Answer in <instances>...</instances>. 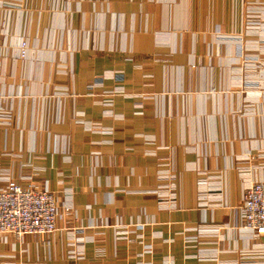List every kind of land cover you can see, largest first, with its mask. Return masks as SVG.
I'll return each mask as SVG.
<instances>
[{
  "label": "crops",
  "instance_id": "crops-1",
  "mask_svg": "<svg viewBox=\"0 0 264 264\" xmlns=\"http://www.w3.org/2000/svg\"><path fill=\"white\" fill-rule=\"evenodd\" d=\"M261 57L264 0L1 3L0 99L12 117L0 124V165L47 184L59 205L70 189L74 210L52 232L0 240V264H216L185 255L194 227L196 248L264 264L237 212L243 175L264 180ZM120 85L133 95L112 93ZM170 181L177 206L159 208L155 191ZM116 221L128 237L116 238ZM70 233L93 238L82 258L66 255Z\"/></svg>",
  "mask_w": 264,
  "mask_h": 264
},
{
  "label": "built area",
  "instance_id": "built-area-1",
  "mask_svg": "<svg viewBox=\"0 0 264 264\" xmlns=\"http://www.w3.org/2000/svg\"><path fill=\"white\" fill-rule=\"evenodd\" d=\"M18 55L25 56L27 54L26 40H20L18 43ZM264 60V58H263ZM262 57H261V61ZM264 63V61H263ZM256 68L261 69L264 73V65L256 64ZM109 75V74H108ZM115 75L111 72V76ZM94 83L87 84L88 87L93 86ZM112 93H123L133 95L132 92L125 90L123 86H115ZM107 105H111V99L106 100ZM107 113L111 111L107 110ZM12 117L11 108L9 105L2 102L0 99V124L10 125ZM87 128H91V123L88 122ZM98 131L111 132L110 127L100 126ZM198 172H201L198 170ZM159 177L173 179L174 174L167 172H160ZM23 179H30L31 175H22ZM244 177V189L240 203L237 205V212L239 214V227L248 233V237L255 239V245L253 254H261L264 252V180L261 179H249L247 175ZM200 188L198 193V203L207 204L206 197V180L203 177H199L197 180ZM167 188V191L164 189ZM61 194L63 193V202L59 205V197L55 191L48 188L47 184L38 186L36 184L24 185L20 180L11 174V170L8 164L0 165V240L6 241L10 238L14 240H22L25 234L28 233H49L56 229V219L63 213L67 215L74 210L72 202V192L70 189H59ZM155 193L158 196L159 208H173L177 206V190L174 181H170L164 185H158ZM202 223L207 220L205 209L207 206H202ZM123 224L116 221L114 226V232L116 238L128 237V234L133 231L129 228H121ZM124 227V225L122 226ZM199 227L191 228L195 230L194 233L190 232L185 234L183 240L187 243L184 248L186 256H193L195 258H213L216 264H238L241 260H221L218 259L217 251L206 252L200 248H196L191 245L190 242H197L200 239L201 234ZM216 226L211 227V230H217ZM206 229H203V232ZM93 238H83L81 236H75L73 233L67 236L66 255L73 258H82L84 256V248L82 243L91 240ZM144 252L151 251L152 245L150 243H144ZM102 248H96L98 253L102 252ZM140 255L143 252L139 253ZM250 256V254H247ZM145 261H138V264H145ZM162 264H173L172 259H166Z\"/></svg>",
  "mask_w": 264,
  "mask_h": 264
},
{
  "label": "rangeland",
  "instance_id": "rangeland-1",
  "mask_svg": "<svg viewBox=\"0 0 264 264\" xmlns=\"http://www.w3.org/2000/svg\"><path fill=\"white\" fill-rule=\"evenodd\" d=\"M8 2H14V0H0V4L2 3H8ZM16 2V0H15Z\"/></svg>",
  "mask_w": 264,
  "mask_h": 264
}]
</instances>
